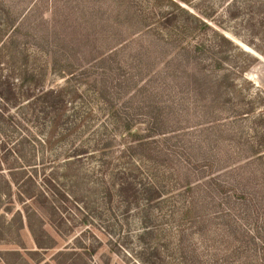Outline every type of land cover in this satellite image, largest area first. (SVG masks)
Instances as JSON below:
<instances>
[{"label":"rangeland","instance_id":"374dc122","mask_svg":"<svg viewBox=\"0 0 264 264\" xmlns=\"http://www.w3.org/2000/svg\"><path fill=\"white\" fill-rule=\"evenodd\" d=\"M0 77V264H264V0H0Z\"/></svg>","mask_w":264,"mask_h":264},{"label":"trees","instance_id":"16d2710c","mask_svg":"<svg viewBox=\"0 0 264 264\" xmlns=\"http://www.w3.org/2000/svg\"><path fill=\"white\" fill-rule=\"evenodd\" d=\"M193 18V20H197L196 18H194L193 16H191ZM181 18L179 17L178 14H174L172 15V17L168 18L167 20H165L164 22V26L166 29H172L174 27H177L175 26L176 23L178 22V20H180ZM191 20V19H190ZM193 21L191 20L190 23H192ZM188 23L189 21H185V20H181V25H182V28H187L189 27L188 26ZM189 23V24H190ZM181 28V27H179ZM225 41H227L226 39H224ZM228 42V41H227ZM229 43V42H228ZM62 91V90H61ZM14 95L13 91H12V87L10 85L9 82H2L1 81V77H0V98H4V99H7L8 100V97ZM61 93L58 92V91H55V90H52V91H48L47 93L44 94L42 100H45L46 103L48 104V107H52L53 109H57V106L59 105L60 100L58 99L59 97H61ZM33 95H29L28 97L31 98ZM126 184V185H125ZM125 184H121V187H120V192L123 193V192H126V194L128 195H131V197L133 198H130L131 202L133 203V201H135L136 199H138L136 197V194H138V189H137V186L135 183H131V182H126ZM153 190L156 192L155 188L149 186L147 188L144 189V191H146V193L148 195H150V191ZM130 196H128L129 198ZM152 197V199H156L155 196H150ZM160 197V195L158 194V198ZM40 248H42V246L39 245Z\"/></svg>","mask_w":264,"mask_h":264}]
</instances>
